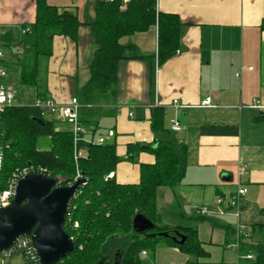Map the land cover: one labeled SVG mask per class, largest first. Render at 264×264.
<instances>
[{
  "label": "crops",
  "instance_id": "crops-1",
  "mask_svg": "<svg viewBox=\"0 0 264 264\" xmlns=\"http://www.w3.org/2000/svg\"><path fill=\"white\" fill-rule=\"evenodd\" d=\"M47 1L82 22L76 40L56 35L52 56L43 60L49 96L64 105L89 78L96 44L87 23L95 20L97 4L107 0ZM157 10L180 18V47L160 64L157 26L121 38L149 59L122 61L117 102L100 119L98 132L113 130L106 142L115 143L117 154L126 157L129 145L168 138L166 131L153 128L154 109L164 111L166 128L177 119L181 129L172 136L186 145L185 174L174 188L160 189L158 210L170 225H191L196 216L204 217L196 226L206 254L193 258L163 243L143 258L152 264H239V239L257 235V227L264 225V0H157ZM36 16L37 0H0V35L12 33L16 40ZM0 49L7 58L1 43ZM5 68L2 81L12 89L11 82L21 85L19 69ZM208 96L212 105L203 106ZM255 100L261 107L253 106ZM45 115L62 122L55 114ZM154 161L144 150L137 161L120 162L112 175L121 183H138L140 164ZM243 188L247 192L239 194ZM204 207L208 212L199 215ZM213 221L233 227L229 243L225 229Z\"/></svg>",
  "mask_w": 264,
  "mask_h": 264
},
{
  "label": "trees",
  "instance_id": "trees-1",
  "mask_svg": "<svg viewBox=\"0 0 264 264\" xmlns=\"http://www.w3.org/2000/svg\"><path fill=\"white\" fill-rule=\"evenodd\" d=\"M81 24L74 12L49 4L47 0H37L34 23L24 25L16 40L12 39V33L0 35L1 45L9 52L3 63L15 65L20 71L19 83L35 89L32 102L13 104L0 114V142L4 154L0 190L8 187L16 170L29 167L50 175L63 186L74 183L81 176L86 178L64 223L65 231L73 238L74 250L53 264H152L143 258V253L153 252L163 243L177 246L193 258L205 255L196 226L204 217L196 216L191 225H170L163 223L158 210L160 189L174 188L181 183L187 160L186 145L179 143L172 136L174 131L164 125V111L154 109L152 123L155 131H166V139L129 145L126 157L117 154L115 143L97 142L102 135L98 132L99 121L108 115L109 106L117 102L122 61L149 59L136 54L134 46L122 44L121 38L157 26V58L162 64L180 47V18L159 12L157 0L126 3L107 0L97 4L95 20L87 23L96 49L89 64V78L75 96L81 104L78 120L87 133L75 142L71 127L57 128L58 121L48 118L33 103L49 96L42 71L43 60L53 54L54 37L63 34L76 40ZM14 49L19 52L14 53ZM261 118L264 121V117ZM144 150L154 155L155 161L140 164L138 183H121L115 174L110 176L120 162L137 161ZM137 213L151 219L155 227L145 234L136 232L133 221ZM212 223L225 229L229 243L233 227L216 221ZM176 231L187 237L185 242L179 243L172 236L160 234L169 232L174 236ZM238 247L239 264H264V225L257 227V235L240 238ZM8 264L33 262L11 261ZM188 264L196 262L192 260Z\"/></svg>",
  "mask_w": 264,
  "mask_h": 264
},
{
  "label": "water",
  "instance_id": "water-1",
  "mask_svg": "<svg viewBox=\"0 0 264 264\" xmlns=\"http://www.w3.org/2000/svg\"><path fill=\"white\" fill-rule=\"evenodd\" d=\"M84 176L63 186L44 172L32 170L16 185L11 202L0 207V253L10 249L22 236L31 235L40 264H53L74 250L73 238L65 231L64 223L73 199L86 184ZM155 224L142 213H137L133 228L145 234ZM183 243L186 236L176 231L160 233ZM154 236L155 234H149Z\"/></svg>",
  "mask_w": 264,
  "mask_h": 264
},
{
  "label": "built area",
  "instance_id": "built-area-1",
  "mask_svg": "<svg viewBox=\"0 0 264 264\" xmlns=\"http://www.w3.org/2000/svg\"><path fill=\"white\" fill-rule=\"evenodd\" d=\"M3 57L4 53L0 49V114L3 113L8 106L13 105L15 95V91L2 81V79L7 75V70L3 63ZM33 104L37 107H40L44 111V114H55L62 122H67L68 124H70L75 135V142L81 139L82 134L87 133V129L82 126L78 120V111L81 104L76 97H73L69 103L64 105L56 103L50 96H48L45 100L36 99ZM202 105L211 106L212 98L210 96L206 97L202 101ZM253 106L261 107L258 100H255ZM170 128L172 131L176 132L181 129V125L177 119H172ZM1 136L2 131L0 128V138ZM113 136L114 131L110 130L106 134L99 135L97 138V142L105 143L109 137ZM3 156V146L0 142V169L2 166ZM32 170L34 169L32 167H29L18 169L14 172L12 178L9 181L8 187L4 190H0V207L6 206L11 202L15 195L17 182ZM110 176H112V174H110ZM246 192L247 190L245 188L239 190V194L242 195ZM219 202H221V200H219ZM207 212L208 209L206 207L198 210L199 214H205ZM75 225L78 226L77 223ZM17 256L21 257L23 261H31L33 262V264L40 263L31 235L20 237L10 249L2 251L0 253V264H8ZM248 257L251 256L249 255Z\"/></svg>",
  "mask_w": 264,
  "mask_h": 264
},
{
  "label": "rangeland",
  "instance_id": "rangeland-1",
  "mask_svg": "<svg viewBox=\"0 0 264 264\" xmlns=\"http://www.w3.org/2000/svg\"><path fill=\"white\" fill-rule=\"evenodd\" d=\"M11 85L13 87V90L15 91L14 100H13L14 105L27 104V103H30L33 101V99L35 97V89L34 88L19 85L16 82H11ZM56 125H57V128H59V127L70 128L71 127V125L68 124L67 122H63V123L57 122ZM43 145H44V143H42V147H43ZM147 255L150 258L152 255V251L149 250ZM14 261L15 262H23L22 258L19 256L15 257Z\"/></svg>",
  "mask_w": 264,
  "mask_h": 264
}]
</instances>
